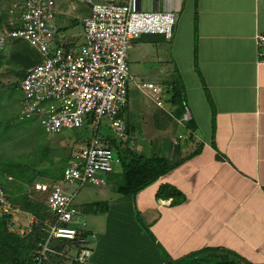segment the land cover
<instances>
[{
    "label": "crops",
    "instance_id": "1",
    "mask_svg": "<svg viewBox=\"0 0 264 264\" xmlns=\"http://www.w3.org/2000/svg\"><path fill=\"white\" fill-rule=\"evenodd\" d=\"M17 1L3 10L7 19ZM104 1L130 0H59L56 25L61 26L55 44H83L84 18L93 3ZM136 4L144 11L172 9L177 21L172 39L143 34L132 42L129 63L138 66L137 74L131 73L135 86L152 82L162 93L139 88L152 104L144 108L148 138L137 134L133 141L126 120L127 138L118 139L139 155L158 154L172 167L129 194L121 190L126 181L120 162L118 170L103 176L106 184H93L97 191L77 199L82 210L91 205L83 210L89 216L88 227L75 241L52 240L44 262L178 264L212 251L228 253L244 264H264V60L260 56L264 47L257 45V36L264 34V0H136ZM64 25L74 28L69 38L59 36ZM79 37L83 42L76 44ZM176 65L180 81L173 77L175 72L165 74L166 67ZM172 80L184 89L182 108L171 101ZM160 97L163 105L157 103ZM112 177L115 184L109 185ZM35 221L20 209L13 226L25 233ZM62 242L65 247L58 250ZM85 246L92 253L80 262L77 256ZM213 254L201 264H216Z\"/></svg>",
    "mask_w": 264,
    "mask_h": 264
},
{
    "label": "built area",
    "instance_id": "2",
    "mask_svg": "<svg viewBox=\"0 0 264 264\" xmlns=\"http://www.w3.org/2000/svg\"><path fill=\"white\" fill-rule=\"evenodd\" d=\"M58 1L18 0L0 26V51L10 39L22 38L44 57L28 68L21 82L24 98L20 118L36 119L46 133L54 135L88 124L95 130L92 139L64 169L60 183L49 191L46 203L56 222L46 223L48 237L33 252L36 264L47 258L52 240L75 241L80 237L88 227L89 216L75 203L78 189L86 183L106 184L103 176L114 172L121 162L98 135V127L105 118L120 139L127 138L121 112L128 100L133 40L143 34L172 39L177 21L172 9L144 11L137 8L136 0L96 2L84 18V43L78 47L56 45ZM257 45L264 47V34L257 36ZM260 56L264 60V50ZM138 87L162 93L161 87L152 82H139ZM157 103L163 105L162 97ZM186 118H190L189 113ZM70 185L77 187L75 191ZM37 188L47 190L48 185L38 184ZM18 212L20 208L0 187V214L16 216ZM91 253V248L85 246L77 260L84 262Z\"/></svg>",
    "mask_w": 264,
    "mask_h": 264
},
{
    "label": "rangeland",
    "instance_id": "3",
    "mask_svg": "<svg viewBox=\"0 0 264 264\" xmlns=\"http://www.w3.org/2000/svg\"><path fill=\"white\" fill-rule=\"evenodd\" d=\"M13 1L14 0H0V9L4 10L5 7L11 5ZM60 26L61 23L59 22L57 24L58 29ZM62 27H64V30L59 32V36L62 38H69L74 28H65V25ZM79 28H81V26ZM81 42H83L82 37H79V40L76 39L75 41L76 44H80ZM43 58L42 54L35 47L22 38L10 39L6 47L0 51V162L4 160L15 162L28 159L36 160L38 164L36 163L37 165L34 168L31 167L32 169L30 168V172L35 169L40 172V174L38 179L34 182V185L29 188V191L32 194L33 191H38L40 196H46L47 192L38 190L37 183L52 185V187L59 184L61 174L57 168L59 161L70 154H73L74 160L83 144L89 142L95 134V130L90 124H88L87 127L67 129L56 135L48 134L42 128L38 120H22L20 118L21 102L24 98L21 82L25 78L28 68L40 63ZM129 60L131 62V59ZM141 68L142 66L140 65V69ZM151 68L157 70L161 67ZM137 69V65L132 66L131 64L132 74H137ZM165 72V74H167L166 76H168L169 73L175 72L173 77L177 75L178 81H180L181 71L179 65L166 67ZM150 74L149 76H161L160 73ZM148 105L152 104L149 100H145V96L141 93V90L135 86V81L131 79L127 104L122 109L121 114L124 120H127L129 123V131L133 141H136L135 135L137 134L145 138L149 136L150 131L144 130L143 128V119L146 118L144 108ZM165 106L168 108L170 105L166 104ZM106 121L107 120L104 118L99 125L98 135L101 137L102 135L100 132L110 131V133L118 139V136ZM90 123H92L91 119ZM172 130L175 134L178 133L177 127H174ZM49 147H51L50 150L53 153L51 154L49 151L51 158L41 161V159L46 156ZM69 165H71V161ZM119 168V165L115 167L116 170ZM10 174L9 172L3 174L5 180L2 182L6 188H10L12 184L18 183L16 181V176ZM29 174L32 175V173ZM119 177L121 178V176ZM115 181L116 178L112 177L109 185L115 184ZM69 188L71 191H75L77 187L75 185H70ZM81 188L78 189V194L80 195H78L75 200L76 204L77 199L81 200V197L87 191H97L99 189V187L93 186L91 183H86ZM12 228L16 232L22 234L24 232L19 229L17 230V227L13 226Z\"/></svg>",
    "mask_w": 264,
    "mask_h": 264
},
{
    "label": "trees",
    "instance_id": "4",
    "mask_svg": "<svg viewBox=\"0 0 264 264\" xmlns=\"http://www.w3.org/2000/svg\"><path fill=\"white\" fill-rule=\"evenodd\" d=\"M6 20L7 16L5 11L0 9V26ZM170 84L174 91L171 101L179 108H182L186 100L184 89L177 80H172ZM87 126L88 125H85L84 127ZM100 134L103 136H101V138L106 142V145L115 152H118L121 156L123 177L126 181V185L121 190L125 193L130 194L140 191L158 180L160 176L165 174L172 167L167 159L160 157L158 154L145 157L129 150L126 146V142L114 137L110 131L100 132ZM49 150L50 148H48L46 156L43 157L41 161L51 158ZM73 158V154H70L59 161L57 168L61 173L60 179L62 178L64 169L69 166ZM36 163V160L29 159L20 160L19 162L9 160L0 162V187L5 189L8 198L15 206L32 214L36 219L31 225L30 230L22 234L14 231L12 228L14 216L10 214H0V264H36L33 262V252L37 249L38 244L45 241L48 236L47 232L44 230V224L56 222V218L49 211L46 203L52 185H48L47 190H42L47 192L46 196H40L38 191H33V194L29 191V188L34 185V182L38 179L40 174V172L35 169L30 172V168H34L38 164ZM5 172L11 173L10 175H15L18 183L12 184L10 188H6L2 182L5 180L3 176ZM29 173H32V175ZM90 206L84 209L88 211V207ZM65 244L66 242H62V244L57 245L56 248L61 250L65 247ZM212 254V251H207L203 256L193 255L180 261L178 264H201L208 260L209 256H212ZM213 256L216 257V264H244L228 253L219 255L213 254ZM40 264H45V262L43 261Z\"/></svg>",
    "mask_w": 264,
    "mask_h": 264
},
{
    "label": "water",
    "instance_id": "5",
    "mask_svg": "<svg viewBox=\"0 0 264 264\" xmlns=\"http://www.w3.org/2000/svg\"><path fill=\"white\" fill-rule=\"evenodd\" d=\"M139 9V7H137Z\"/></svg>",
    "mask_w": 264,
    "mask_h": 264
}]
</instances>
